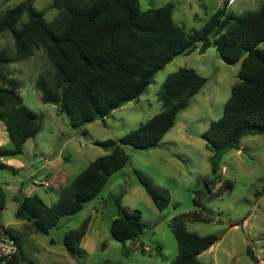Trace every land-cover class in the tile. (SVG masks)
I'll list each match as a JSON object with an SVG mask.
<instances>
[{"label":"trees","instance_id":"16d2710c","mask_svg":"<svg viewBox=\"0 0 264 264\" xmlns=\"http://www.w3.org/2000/svg\"><path fill=\"white\" fill-rule=\"evenodd\" d=\"M228 5L226 2L200 30L189 34L175 23L172 5L143 11L140 0H52L57 14L48 22L30 0L0 12V36L11 34L15 50L14 58L7 50H0V67L15 59L28 60L35 50L44 49L54 72L37 82L42 101L56 105L67 115L72 128L82 129L98 120L104 122L117 109L137 101L154 83L155 76L176 58L197 49L204 54L215 46L223 62L241 64L239 81L231 89L222 117L202 134L212 154V176L205 179V184L212 196L223 195L234 188L231 180L219 175L224 155L239 150L243 138L264 134V49L260 48L264 43V4L242 15L232 14ZM0 82V122L5 123L14 145L13 149L0 147L3 169V159L22 155L26 142L41 132L42 124L37 113L24 103L19 82L4 70H0ZM206 83L207 78L194 69L183 68L170 75L159 97V114L119 140L98 142L108 154L92 161L54 205L48 206L37 194L26 196L19 203L16 219L28 222L35 233L49 236L63 218L79 213L101 194L112 175L127 166L129 156L123 146L142 151L158 148L176 126L179 114L188 109ZM136 174L155 207L159 211L167 209L170 195L142 172ZM218 184L220 187L215 190ZM195 202L201 207L197 199ZM116 204L120 215L112 222L111 236L130 256L131 246L140 241L149 226L140 214L123 208L120 197ZM5 207V201H0V216ZM213 220L201 210L172 218L170 227L178 244L173 264H203L199 256L221 237L190 232L186 224ZM87 227L85 221L79 230L63 238L67 253L77 264L86 257L80 246ZM14 237L19 254L0 260V264H35L25 255L20 238ZM129 239L131 245L127 247ZM247 254L258 264L250 247Z\"/></svg>","mask_w":264,"mask_h":264},{"label":"rangeland","instance_id":"374dc122","mask_svg":"<svg viewBox=\"0 0 264 264\" xmlns=\"http://www.w3.org/2000/svg\"><path fill=\"white\" fill-rule=\"evenodd\" d=\"M28 1L5 3L0 0V12ZM31 1L48 22L54 20L57 11L52 8V0ZM226 2L229 1L140 0V5L143 11L172 5L175 23L190 34L200 30ZM263 4L264 0H236L228 7L232 14L242 15ZM260 48L264 49V43ZM0 50H7L14 58L11 34L0 36ZM240 67V63L228 65L223 62L215 46L204 54L197 49L169 63L137 101L117 109L104 122L98 120L82 129L72 128L66 114L61 113L56 105L42 101L37 82L42 76L54 72L44 49L35 50L28 60L15 59L0 67L19 82L24 103L37 113L42 124L41 132L26 142L22 155L3 159L5 167L0 169V201L4 200L6 204L0 216L3 224L17 221L15 214L26 193L38 194L48 206L54 205L92 161L108 154L97 145L98 142L119 140L159 114L162 111L159 97L170 75L189 68L207 78L205 86L192 98L188 109L179 114L176 126L158 148L142 151L123 146L129 163L112 175L101 194L85 204L79 213L63 218L49 236L37 234L30 224H24L21 231L25 235V255L35 264H77L67 253L63 238L88 221L87 234L80 246L86 252L81 264H173L178 255V244L170 227L172 218L201 210L214 220L189 222L187 229L201 236L217 234L221 237L216 245L199 256L203 264H254L247 254L248 247L257 257L258 264H264V134L243 138L239 150L224 155L219 175L234 183L230 192L212 196L205 184V179L212 176V154L202 134L212 122L222 117L231 89L239 81ZM0 147L14 148L3 122H0ZM137 171L170 195L167 209L159 211L155 207L140 184ZM45 179L52 187L35 188L33 180ZM219 187L218 184L214 189ZM118 197L123 208L140 214L142 221L149 226L140 241L131 246L130 256L123 253L122 244L111 236L112 222L120 215L116 204ZM8 228L11 231L18 229L13 224ZM51 241H54L52 247L56 253L51 252ZM156 251L160 253L156 255Z\"/></svg>","mask_w":264,"mask_h":264},{"label":"built area","instance_id":"2783aa9c","mask_svg":"<svg viewBox=\"0 0 264 264\" xmlns=\"http://www.w3.org/2000/svg\"><path fill=\"white\" fill-rule=\"evenodd\" d=\"M229 5H233L236 0H228ZM35 187L40 186L46 189L51 187L49 180L45 179L42 181L33 180ZM20 249L14 234L9 230L8 226L3 224L0 220V260L7 261L19 254Z\"/></svg>","mask_w":264,"mask_h":264},{"label":"crops","instance_id":"0c3cea01","mask_svg":"<svg viewBox=\"0 0 264 264\" xmlns=\"http://www.w3.org/2000/svg\"><path fill=\"white\" fill-rule=\"evenodd\" d=\"M25 150V149H24ZM3 162H4V160H3ZM40 187V186H39ZM52 187V186H51ZM35 188H37V187H35ZM20 191H23V189L21 188L20 189ZM33 196L34 194L31 192V193H26V196ZM38 195V194H37ZM25 196V197H26ZM41 197V196H40ZM0 220H1V218H0ZM2 221V220H1ZM3 222V221H2ZM4 223V222H3ZM10 224H13V225H16L17 227H18V229L17 230H15V231H12V233L15 235V236H18L19 238H20V240L22 241V245H23V251H24V240H25V235L22 233V226L24 225V224H27V225H29V223L28 222H25V221H16V222H8L7 224H5L6 226H10ZM27 225H26V227H27ZM30 226V225H29ZM31 227V226H30ZM53 241H51L50 243H51V247H52V245H53V243H52ZM44 247H45V245H44ZM46 250H48L47 249V247L45 248ZM51 249V248H50ZM161 251V250H160ZM51 252H54V253H56V250H55V247H52V249H51Z\"/></svg>","mask_w":264,"mask_h":264},{"label":"water","instance_id":"95a60500","mask_svg":"<svg viewBox=\"0 0 264 264\" xmlns=\"http://www.w3.org/2000/svg\"><path fill=\"white\" fill-rule=\"evenodd\" d=\"M127 247H129L130 246V244H131V240L129 239V240H127ZM202 255V254H201Z\"/></svg>","mask_w":264,"mask_h":264}]
</instances>
